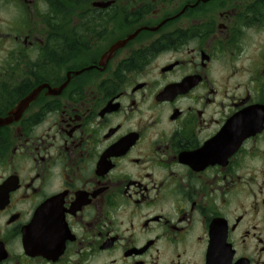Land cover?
I'll list each match as a JSON object with an SVG mask.
<instances>
[{"label":"flooded vegetation","instance_id":"af4514ba","mask_svg":"<svg viewBox=\"0 0 264 264\" xmlns=\"http://www.w3.org/2000/svg\"><path fill=\"white\" fill-rule=\"evenodd\" d=\"M0 264H264V0H0Z\"/></svg>","mask_w":264,"mask_h":264},{"label":"water","instance_id":"95a60500","mask_svg":"<svg viewBox=\"0 0 264 264\" xmlns=\"http://www.w3.org/2000/svg\"><path fill=\"white\" fill-rule=\"evenodd\" d=\"M29 102V100L26 101V103Z\"/></svg>","mask_w":264,"mask_h":264}]
</instances>
